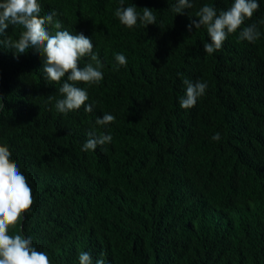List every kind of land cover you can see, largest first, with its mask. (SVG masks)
<instances>
[{"label": "trees", "instance_id": "obj_1", "mask_svg": "<svg viewBox=\"0 0 264 264\" xmlns=\"http://www.w3.org/2000/svg\"><path fill=\"white\" fill-rule=\"evenodd\" d=\"M257 2L209 55L206 27L187 25L204 4L219 13L234 0H192L184 14L173 13L177 0H124L157 17L132 29L114 15L120 0H38L41 15L57 13L60 30L92 40L103 79L76 82L93 111L62 114L55 105L67 73L49 84L43 56L29 49L14 57L0 46V145L33 196L9 235L30 236L51 264H79L81 252L93 264L101 253L104 264H264V0ZM253 24L259 39H240ZM22 30L9 25L0 39ZM185 79L208 85L190 109L179 103ZM105 113L115 122L97 125ZM91 132L112 142L82 151Z\"/></svg>", "mask_w": 264, "mask_h": 264}, {"label": "clouds", "instance_id": "obj_2", "mask_svg": "<svg viewBox=\"0 0 264 264\" xmlns=\"http://www.w3.org/2000/svg\"><path fill=\"white\" fill-rule=\"evenodd\" d=\"M194 5L192 0H177L173 6V13L184 14L185 9ZM257 0H234L227 10L219 13L215 6L204 4L196 12L198 20H192L187 28L206 27L210 42L203 44V50L211 55L220 50L229 34L235 33L245 20L250 19L259 9ZM42 8L38 0H0V37L5 36L9 25L22 28L19 38L0 39V46L10 49L14 57L25 54L32 49L35 53L44 57V79L49 83H61L59 92L61 99L56 100V110L67 114L84 107L86 112L93 111V104L86 103L89 99L85 88L77 87L76 82L86 85H98L103 79V63L98 54L93 51L92 40L83 33L72 34L62 29V24L55 19V11L41 15ZM114 15L120 23L129 29L139 23L144 28L149 24H156L157 17L151 8H143L142 14L137 12L136 6L124 5L120 0V6ZM48 26L57 31L50 34ZM261 33L256 25L244 27L239 38L254 43ZM90 57L89 62L79 67L82 58ZM115 60L118 66H125L127 58L117 53ZM186 85L185 95L180 99V107L190 109L194 107L200 97L205 95L208 87L206 82L183 80ZM54 97L49 96L48 100ZM4 108L0 99V109ZM115 122V116L109 113L97 118L96 124L107 126ZM90 138L82 145V151L96 150L98 146H104L112 142L111 134L89 133ZM214 141L221 139L220 133L212 136ZM12 153L7 146L0 145V264H51L46 252L38 251L32 242V238L21 234L9 235V228L15 226L28 212L33 204L32 190L27 178L20 171L18 164L11 159ZM104 253L95 264H104ZM79 264H93V258L88 252L79 254Z\"/></svg>", "mask_w": 264, "mask_h": 264}]
</instances>
